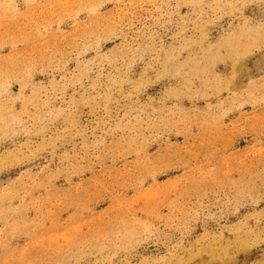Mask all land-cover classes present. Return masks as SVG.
<instances>
[{
	"label": "rangeland",
	"instance_id": "374dc122",
	"mask_svg": "<svg viewBox=\"0 0 264 264\" xmlns=\"http://www.w3.org/2000/svg\"><path fill=\"white\" fill-rule=\"evenodd\" d=\"M0 264H264V0H0Z\"/></svg>",
	"mask_w": 264,
	"mask_h": 264
}]
</instances>
